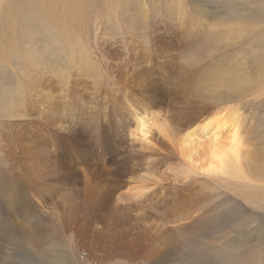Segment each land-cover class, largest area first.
Instances as JSON below:
<instances>
[{
  "label": "rangeland",
  "instance_id": "374dc122",
  "mask_svg": "<svg viewBox=\"0 0 264 264\" xmlns=\"http://www.w3.org/2000/svg\"><path fill=\"white\" fill-rule=\"evenodd\" d=\"M84 1L65 39L42 52L39 38L38 66L51 55L64 81L58 71L22 80L30 46L0 62V104L13 100L7 120L0 106V220L44 223L51 239L58 212L86 243L60 233L17 260L121 264L94 251L117 238L131 264H264V0ZM219 111L238 116L245 148L223 169L211 166V128L201 130ZM22 194L31 205L13 202ZM25 206L30 216L11 217ZM191 221L171 258L153 255L163 232ZM14 237L0 241L6 263Z\"/></svg>",
  "mask_w": 264,
  "mask_h": 264
},
{
  "label": "bare ground",
  "instance_id": "6f19581e",
  "mask_svg": "<svg viewBox=\"0 0 264 264\" xmlns=\"http://www.w3.org/2000/svg\"><path fill=\"white\" fill-rule=\"evenodd\" d=\"M101 1L106 2L109 0H98V2L100 3ZM116 5H118V0L116 1ZM84 7H85L84 0H0V62L4 64V67L1 68H8L6 63L8 62V59L9 60L11 59V55L13 52L17 53V51H19L23 54H28L29 52L27 46H30V53H31L30 62L32 65L29 66V71L28 73H26L27 76L23 77L22 80L31 81L33 78H35V76H37V78L38 77L50 78L53 75L58 76L55 74L58 71L59 80L64 81L65 80L64 69L66 64L62 65L61 67H59V70H57L58 68H57V64L55 63L56 61L53 60L54 58H52L51 55L50 58L47 57L48 59L45 64L43 63L40 64V66H38V63L41 62V57L43 58V56H40V54H38V46L40 42L39 38L42 36L44 38L46 37L43 45L39 46V50H41L42 52H45L52 47L50 46L51 43H49L50 38L54 40L57 39L54 36L60 35L62 38L65 39L67 33H69L68 27H70V25H72L73 27L75 26L73 24L79 23L77 21L81 17ZM70 11H73L72 15H69ZM104 16L110 17V13L107 14L104 13ZM42 32L44 34L40 35ZM68 40L69 39H67V41ZM70 55L72 59H75L74 50L70 51ZM1 68H0V73L2 74L0 76L4 77L5 74L3 72L5 73L7 72L1 71ZM17 90H19V88H17ZM2 91L4 90L2 89ZM29 93L32 94L31 91H29ZM46 98L51 99L52 97L48 96ZM41 100L46 101L45 99H41ZM11 102H13L12 99L1 102L0 106L2 105L1 106L2 108L1 107L0 108L3 109V111L4 110L10 111V109L7 110V108L9 107ZM5 111H4L5 114L1 112L3 115H5L4 119H6V117H9L8 115H6ZM214 114L217 115V117L213 118L212 121H208V123H206L207 127H204L203 129L201 128V130L205 135L207 129L211 128L210 129L212 135L211 160H213L211 161L212 162L211 166L212 165L214 166L215 163L217 166L223 169L225 166L228 165V163H236V164L240 163L241 158L244 156L245 148L243 146V136L241 135V129H240L241 123L240 120H238L239 118L235 113H230L229 111H221L218 114L217 113ZM10 115L13 116L14 114L13 115L10 114ZM139 126H141V128H139L141 131L140 135L142 134L143 136L147 137L150 132V130L148 129L149 128L148 123L141 118ZM196 130L197 129L193 130L194 137H197L198 135ZM194 142H195V138H191V141L190 142L188 141V145L189 143L195 144ZM214 167L216 168V166ZM25 196L26 194H22L17 199L12 196L13 202H17L21 200L25 205L28 204L31 205L32 202H30L28 198H26ZM32 208L33 207L30 208V206H25L21 209L19 208L17 210L11 211L10 213L12 215L11 217L18 218L20 216L21 217L30 216V212H32ZM57 215L58 217L53 219V223H54L53 225L55 227L50 226L49 228V231L53 233L51 239H47L49 238V236L48 237L45 236L47 227L44 225V223H34L30 228L26 222L19 221L16 224H14L13 222H11L6 218L7 216L1 219L0 241L4 242V239L7 240V237L12 234V231H15L14 240L15 242H18V250L16 251V254L11 253V255L14 256L16 259L13 261L7 260V263L5 259L7 256L5 254H7V252L4 254L0 252V264H8V262L9 264H23L20 260H17L18 255L21 254L20 250L23 251V255H27V256L28 254H30L29 251H31L32 247L33 248L37 247L40 252L44 253L42 249L44 245L50 244L51 242L54 243L53 240L55 239L63 240L62 236L60 235L67 234V232L72 233L74 238L77 237L75 238V240H73L75 241L74 243L76 244V246L78 244L80 246H86L84 238L77 235L78 230L77 227H74L73 225L74 223L71 224L62 220L60 217L63 216L58 212ZM65 223H67V225ZM193 227H194L193 221H191L187 223V225L183 226L182 229H176V231L175 232L173 231V233H170L169 231L163 232V237L161 239L160 244L164 242L165 248L160 252V249H158L159 247L155 246L152 249V252H154L153 255H157L160 253L159 255L160 258L163 256L164 257L167 256L171 258V255H174L175 251H177L175 248L176 246L175 242L180 240V238L184 237L185 235H188L190 231L193 230ZM70 237L73 238L72 236ZM116 239L117 238L105 239L107 241H110L109 242L110 244H107L99 240V242L96 244L97 246L95 245L96 248H94V251H96V255H101L102 259L106 262H108L111 259V255H113L115 257H118L119 259H122V261L119 260L121 264H131L132 263L131 258L134 257L132 255L130 246L128 245L127 242H122V240L121 243H116ZM91 245L93 246L94 244ZM161 262L158 259L156 261V264L164 263Z\"/></svg>",
  "mask_w": 264,
  "mask_h": 264
}]
</instances>
